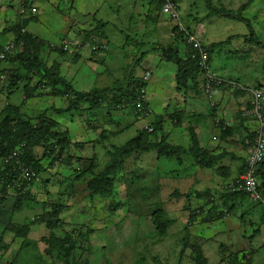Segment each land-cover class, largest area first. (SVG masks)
I'll return each mask as SVG.
<instances>
[{
    "label": "rangeland",
    "instance_id": "374dc122",
    "mask_svg": "<svg viewBox=\"0 0 264 264\" xmlns=\"http://www.w3.org/2000/svg\"><path fill=\"white\" fill-rule=\"evenodd\" d=\"M38 1L40 2V0ZM53 1L43 0V2L37 3L30 0L32 3L30 8L36 7L37 13L28 14L27 18L20 17V21L32 19L27 30L31 32L35 30L34 33L44 35L48 38L47 43L51 47L66 46L70 56H78L89 51L87 46H82V33L84 30L95 29L96 23L99 22L96 18V12H98L96 7L99 3H103V6H99L101 8L99 10L100 17H103V13L107 12L110 14L109 18L120 16L124 22V16L130 17L131 13H134L132 23L138 24L137 27L132 26L133 32L130 34L132 37L130 41H128L129 38L125 32H120L121 28L120 31L119 29L114 30L116 36L112 34L109 57L103 56L100 60L91 61V66L88 68L78 69V65L73 66L75 63L72 62L73 60L69 59L70 61L67 60L63 63L66 60V58H62L63 56L51 50L44 49L42 51V58L47 61L48 65L52 66L55 62H60L63 76L77 92L90 91L94 86L96 88L117 87L116 82L124 80L125 70L135 69L141 54L149 51V48L154 49L153 43L156 40L155 47L174 43L171 34L174 32L173 28L176 23L168 20L165 22L166 18L161 16V19H156L157 25H153L147 20V14L144 18L143 8L134 7V0H59L58 3ZM179 1V10L187 24L185 25L193 28V31L197 28L200 31H205L201 39L206 44H217L227 41L230 37L235 38L230 45L218 49L214 53L211 70L213 73H218V75L216 74L218 77L228 75L227 81H236L232 78L238 79L241 84L236 82L240 86L237 89L233 88L231 84L224 87L223 93L225 94L226 91L230 94L222 95L221 102L214 100V95L208 96L206 93L194 91L185 93L182 89L177 90L174 81L177 67L173 63L166 62L163 58L161 61L155 58L161 57V54L155 51L152 52L151 60L155 58L154 61L157 62L155 66L159 65V68L151 78H147L143 90L146 92L151 114H142L139 116V120H135L130 111L115 113L113 122L105 125L103 119L107 110L102 115H98V118L89 117L88 114L87 118H83V115H73L72 113L61 115L54 111L51 112L50 116L59 124V129L70 133V151L68 150L64 155V157L70 156V161L68 163L59 162L54 169H48L51 160L44 159L45 171L38 180H28V184L10 189L7 202L0 204V233L3 235V244H7V249L0 252V264H66L63 260V252L67 239H71L78 247L73 250L70 264H165L167 261L168 264H171L175 257V260L177 257L178 260L180 259L181 243L187 242L186 237L191 228L186 225L187 223L183 225L177 220L176 224H171L167 230L168 236L158 240V236L155 237L157 228L153 225L154 220L150 218V215L153 216L157 210L166 209L170 213L186 208L188 204L186 193L193 187V182L187 179L192 173V166L187 159L188 155L177 156L183 159L184 165H180L176 157L167 159L159 157L155 152L132 156L123 164L120 176L117 177L112 190L108 187L110 192L106 198L95 193L92 186H88L92 177L86 173L94 156L98 160L97 172L104 171L112 159V156L107 153L108 149L99 146L93 148L94 142L98 140L100 143L102 142L100 135L103 129L108 133L122 131V134H118V136L109 135V139L105 142L108 148L121 147L135 137L138 130L149 127L150 123L159 117L164 119V131L168 136V141L174 131L177 133L174 141L179 145L182 143L190 149L192 147V132L195 133L199 142L202 131H208L212 133V141L216 142L215 144L218 143V147L227 144L232 147L230 145L232 142L229 143L226 137H230L229 134L222 137L223 131L230 128H228L230 126L228 121L231 120L228 114L231 111L229 109L230 102L240 98V95L243 96V93L250 97L252 88L264 85V50L246 42L244 38L250 35L249 23L264 43V0H254L253 4L244 12H240V10L250 0ZM12 3V0H0V5L3 7L12 5ZM19 3L22 4L23 0H20ZM146 7L155 8L150 4H147ZM214 10L221 14L212 16ZM232 12L236 15L240 13L249 22L232 19L228 16L232 15ZM107 17L105 21L109 22ZM7 18V14L1 17L0 30L3 29L4 20ZM142 18L144 19L142 20ZM163 21L170 27L168 32L167 25ZM63 28H65V32L62 33ZM134 33L137 35L139 33L140 37L143 34L148 36L145 37V42L135 43L134 39H137L138 36L133 37ZM160 35L163 37L158 38ZM203 42L202 44H204ZM98 43H101V39H98ZM131 43L132 45H130ZM92 56L95 58L96 55ZM0 66L2 69L13 67L12 64L4 62L0 63ZM137 70L142 72L140 69ZM78 73L80 74L77 75ZM144 74L145 72L142 76ZM201 80L199 84L203 87V79ZM47 90L46 96L34 98L35 100L28 103L25 109L29 115L32 116L34 113L27 108L41 112L50 107L55 109L67 107L68 99L51 96V88ZM5 95L0 90V110L8 102L19 104L24 99L21 88L15 91L9 100ZM226 102L228 103L227 107L224 106ZM233 108L235 114L232 113V117L237 124L241 121L238 114L241 108L240 105L235 104ZM178 111L182 112L178 115ZM208 111L214 114L211 120L206 116ZM175 114L178 116L175 117ZM172 117L175 118L171 119ZM81 118L91 124L86 127ZM133 123L134 125L130 129H125ZM95 127L97 130H94ZM230 138L233 142L236 140V130ZM76 143H82L84 149L75 147ZM36 153L41 156L43 149H37ZM78 174H82L80 179H76ZM235 183L236 181L222 180L217 184L227 192L230 184L234 185ZM108 188L106 187L105 190L108 191ZM180 190L183 191V194L177 195ZM22 193L27 195V199L22 201L23 209L16 213L13 211V207L17 203V197ZM247 199H249L247 203L255 207L254 218L246 214L244 222L241 223V214H238L241 211L237 212L235 209L231 218L227 215L230 219L226 221V226L230 230L224 225L218 229L209 228L205 231H201L198 227L192 228V234L197 238L211 240L208 249L203 248L204 252L211 253L208 264H216L224 258L223 253L230 252V246L236 245L238 248L245 237V230H251L250 235H254L255 232L252 229L261 228L258 222H262L264 219V200L262 204H259L251 201L249 197ZM221 211H225V209L221 208ZM45 216L49 217L47 218L50 220L49 222L57 220L62 221V224L58 228L50 230L44 226V223H47L44 221ZM164 216V214L163 217L161 216L162 220H164ZM11 217L13 219L10 221ZM179 218L180 220L184 219L181 214H179ZM8 223L17 225V227L30 225V228H26L24 232L3 233L1 224ZM236 226L239 228L235 229ZM182 229L185 231H179ZM15 234L20 238H17ZM251 241L252 246L257 250L254 252L256 264H264V248L261 245L257 246V241L254 239ZM190 259V254H188L185 262L190 264Z\"/></svg>",
    "mask_w": 264,
    "mask_h": 264
},
{
    "label": "trees",
    "instance_id": "16d2710c",
    "mask_svg": "<svg viewBox=\"0 0 264 264\" xmlns=\"http://www.w3.org/2000/svg\"><path fill=\"white\" fill-rule=\"evenodd\" d=\"M136 1L147 2L148 4L155 6L154 10L151 11L153 13H150L148 16L150 19H161V16L165 18L162 13L161 4L155 3L153 0ZM253 2L254 0H250L248 4L241 8L240 12L246 11L249 6L253 4ZM29 6L30 1L26 0L25 9ZM219 14H221L219 11L214 10L212 16ZM228 16L234 20L245 23L249 22L244 19L240 13L239 15H236L232 12V15ZM30 20L32 19H23L19 22L17 27L13 29L15 34L14 49L10 53H6L3 59H0V63L4 62L13 65L10 69L0 71V90L2 91V94L4 92L8 100L19 88L23 90L24 94V99L21 103L13 104L8 102L5 107L0 110V160L8 159L14 156L15 153L19 154L20 152L19 156L12 158L8 165L0 167V204H5L7 202V197L10 196H8V194L11 188L14 189V187L19 186L20 178L25 169L33 171L36 177L39 178L45 171L43 165L44 159L51 160L49 166L47 167L48 169H54L56 164L59 162L68 163L70 161V156L64 157L66 152L68 150L70 151V133L69 131H61L59 129V124L50 117L51 111H55L61 115L63 113H73L74 115H83V118H87L88 114L89 117L98 118V115H102L107 110L105 118L103 119L106 125L113 122L115 113H123L124 111H126L125 113H128L127 111H130L132 113H129L134 116V119L139 120V116L145 112L144 109L149 108V103L144 98L145 95L143 93L146 83L143 84L142 78L135 75L134 69L125 70L126 73L124 74V80L122 79L123 81H117V87L103 86L102 88H96L94 86L90 91L77 92L73 88L72 84L63 76L60 64L55 62L52 66L48 65L47 61H45L41 55L44 49L51 50L63 57L69 55V53L64 50L63 46L60 48L51 47L47 42L28 34L26 32V26ZM165 20L167 21V19ZM106 26V23L99 21L96 23L95 29L91 31H83L82 46H87V49L90 51V55H102L105 51V46L103 45L102 48V42L98 43V39H103L105 37L104 30ZM248 26L250 28V35L244 37L245 41L250 42L252 45L264 50V43L259 39L256 31L249 23ZM187 29L191 34H193V28L187 26ZM173 30L178 33V28L176 26H174ZM174 40L173 44H169L168 46H156L154 50L159 52L161 54V58H163L166 62L173 63L177 67L175 76L177 90L182 89L185 93L188 91H194L197 93L204 92V87H201L199 82L201 83V79H203V83L205 84V79L203 78L205 71L201 69L198 59L193 58V55L198 52H195L192 48L193 46L187 44L183 40L182 35H179V37ZM232 40H235V38L230 37L227 41L219 42L217 44H202L204 50L209 53L210 66L212 65L214 53L217 52L218 49H222L230 45ZM95 47H98L99 50H93ZM3 50L4 46L0 44V55ZM140 58L143 60V56ZM90 60L93 61L94 58H90ZM138 62L139 60L137 63ZM37 69L39 70L36 71ZM259 86L257 88H260ZM49 88H51V94L55 97H68L67 107L65 109H55L52 107L42 111L41 113H37L35 117L28 116L25 108L27 107L29 101L46 94L43 93L44 91L42 89ZM181 112L182 111H178V115ZM242 114L243 113L239 114L241 117L240 124L245 123V119L242 117ZM178 115L175 114L174 116L176 117ZM175 117H172L171 119H174ZM83 118L81 119L84 121ZM84 124L88 127L91 123L89 121H84ZM163 124L164 119L159 117L150 123L149 128H151L152 131H149L148 127L138 130L136 136L131 138L125 145L111 148H108L105 145V142L109 139V135L118 136V134H122V131L108 133L103 129L100 135L102 142L100 143L99 140L94 142L93 148H98L99 146L104 149H108L107 153L112 156V159L106 169L101 172H97V157L94 156L93 160L91 159L92 162L86 170V173L92 177V180L88 182V186H92L94 188V192L100 196L104 198L108 197L110 192L108 187L112 190L117 177L120 176L119 173L122 170L123 164L129 158L138 154L155 152L159 157L167 159L176 157L180 165L184 164L183 159L181 157L178 158L177 156L188 155L189 157H187V159L194 161L193 165L199 166L202 169H211L214 167L213 161H215L214 163L216 164V161L221 160V156L213 157L201 149L194 132H192L191 136L192 147L190 149H186L181 145H171L168 141V136L164 131ZM133 125L134 123L128 125L125 129H130ZM91 128L93 129L92 125ZM94 130H97V127H95ZM235 130L236 129L232 128H229V130L226 129L225 132L223 131L222 137H224V135L226 136V134H229V136L232 137ZM226 137L228 138V136ZM67 139H69V142H67ZM74 146L78 149H84V145L82 143H76ZM37 149H43L41 156L36 153ZM68 153L70 154L71 152ZM75 160L80 161L78 158H75ZM263 166L264 164H262V166L258 165L259 173ZM245 169L246 164L244 163L243 173L245 172ZM81 175L82 174H78L76 179H80ZM106 187L108 188V191L105 190ZM260 190H262V186L260 187ZM225 194L248 197L240 192H225ZM24 199H27V195L23 193L17 197V203H15L13 207L14 212L17 213L23 209L22 201ZM221 213H223V211ZM163 214L165 215L164 220L161 219ZM12 218L13 217L10 218V221ZM47 218L49 217L45 216L44 221H47L45 224L50 230H54L62 224V221L57 220L49 222L50 220ZM151 218L154 220L153 225L157 228L156 232L158 234V238L162 240L163 237L165 238L167 236V230L170 225L173 224V221L169 219L166 213L162 210L155 211ZM4 227V233H17L24 232L26 228L29 229L30 225L17 227V225L8 223L5 224ZM15 236L20 238L17 234H15ZM3 242V236H0V252L7 249V244H3ZM76 248L78 247L75 246V243L72 242L71 239H67L66 248L63 252V260L66 264H70L69 261H71V255L73 254V250ZM203 256L204 255L201 251H197L194 261L195 264L205 263ZM229 264H242L239 260L238 254L230 255ZM243 264L251 263L247 262Z\"/></svg>",
    "mask_w": 264,
    "mask_h": 264
},
{
    "label": "crops",
    "instance_id": "0c3cea01",
    "mask_svg": "<svg viewBox=\"0 0 264 264\" xmlns=\"http://www.w3.org/2000/svg\"><path fill=\"white\" fill-rule=\"evenodd\" d=\"M32 1L33 2L36 1L37 3L39 2L38 0H32ZM12 2H13L12 5H8L6 7H3L2 5H0V15H2V16L6 15V14L8 15V18L4 20L5 25H4L3 29L0 30V43L3 46H5L7 44H14L15 34H14L13 29L16 28L20 22V17H21L20 10H19L20 0H12ZM41 2H43V0H40L39 3H41ZM53 2L58 3L59 0H54ZM147 4H148L147 2H141V1L137 2L136 0H134V7L135 8L137 6H139V7L144 9V11L142 12L144 14V18H145V15L147 14V20L149 22H151L153 25H155V24L157 25V21H156L157 18L156 19H150L148 17L150 13H153L151 11L154 10V8H151V7L147 8L146 7ZM177 4H178V6H180V1L178 2V0H177ZM97 6L98 7H96V10L98 12H96V14H97L96 18L100 22L106 23L107 26L104 30V36L105 37L103 39H101L102 45L105 46V51L102 53V55H96L95 58L93 57L94 58L93 62H95L96 59L100 60L101 57L103 58V56L109 57V50L111 49L110 48L111 39H113L112 34H114V32L116 30L119 29V31H120V28H121L122 31H120V32L121 33L125 32L127 38H129L128 41H130L132 38L130 36V34H131V32H133L131 29H133V27L138 26L137 23L136 24L132 23L133 19H134V13L133 14L131 13L130 17H128V15L124 16V18H123L124 22H123L122 18L120 19V16L114 17L113 19L109 18L110 14H108L107 12H104L103 17H100L99 16V10L101 9L100 7L103 6V3H99V4H97ZM38 9L40 11L39 7H38ZM3 12H4V14H3ZM2 16H0V19ZM25 16L28 17V15H25ZM106 16H108L107 18L109 19V22L105 21ZM144 18H142V20ZM185 19H186V17H185ZM33 21H37V20H33ZM165 22H167V21L165 20ZM165 22L163 21V23L165 25H167V32H168L170 30V27ZM187 23H189V22H187ZM28 25H29V22H28ZM28 25L26 26V32L28 34H31L32 36L38 37L42 41H45V42L49 41L48 38H46L44 35H42L40 33H34V32H36L35 30H32V32L27 30L29 28ZM61 32L62 33L65 32V28H63V30H61ZM192 32L198 39H200L202 41L201 36H202V34L205 33V31H200L197 28V30H194V31L192 30ZM115 34H114V36H116ZM134 36H138L137 39H134V41H135V43H139V42H145V39H146L145 37H147L148 35L143 34L142 37H140L139 33H138V35L134 33L133 37ZM162 37L163 36L160 35L158 38H162ZM138 38L140 39V41H138L139 40ZM168 38H169V40H171V38L169 36H168ZM156 42H157V40H156ZM156 42H154V43H156ZM154 43H153V47L155 48ZM203 43L206 44L205 42H203ZM130 45H132V43ZM206 45H210V44H206ZM152 52H155V50L152 48H149V51L143 53V55L141 54V57L143 56V60H141V58H140L139 62L136 63L137 64L136 68H135L136 70L134 69V73L137 77H141L144 72L145 73L146 72L155 73L156 70L159 68V65L155 66V64L157 62H155L154 59L157 58L158 60L161 61L162 58L160 56H158V57L153 58V60H151ZM91 57H92V55H90V52L87 51V53L80 54L78 56L67 55V56H64L62 58H64V59L66 58V60L63 63L67 62V60L68 61L73 60L72 62H75L73 64V66L78 65L79 66L78 69H82V68H88L89 66H91L90 65V63H91L90 58ZM212 61H213V59H212ZM1 67L2 66H0V71H4L5 69H2ZM61 69H62V66H61ZM137 69H140L142 72L140 73L139 70H137ZM225 71H227V70H225ZM80 73H78L77 75H79ZM215 74L218 75V73H216V72H215ZM175 76H176V74H175ZM227 76L228 75H223L221 77L224 79H227ZM232 80L238 81V79H233V78H232ZM239 83H241V82H239ZM252 89H255V88H252ZM223 90H224V88H221V89H217L213 92L212 95H214V100H216L217 102H221L220 99H221L222 95L230 94V92L226 93V91L224 94ZM201 93L204 94V92H201ZM239 97L240 98H236V100H232L230 102L231 104L229 105V109L231 111L228 114H229L231 120L228 121L230 124V126H228V128L229 127L232 129L236 128V130H237V138L234 142L230 137L227 138L229 143L232 142V144L230 143V145L232 147H230L228 144L226 146L218 147V145H217L218 143L215 144L216 142L212 141V133L208 132V131H202V133H201L202 136L199 140V144H200L201 149L203 151H205L206 153H209L212 156H215V157L221 156V160L216 161V164L214 163L215 161H213L214 168H212V169H202V168H198L199 166L193 165L194 161H191L190 159H188L190 162V165L192 166V169H191L192 173L189 175V177L187 179H189L193 182V187L190 190H188L186 193V195H187L186 201L188 203L186 205V208L185 209H177L176 212L172 211L170 213L166 209L162 210L164 213H166L168 218L173 221V225H175L176 221L178 220V221L182 222L183 225L187 223L186 225L189 228H191L190 233L186 237L187 242L181 243L182 244V250L180 253V259L178 260V257H177V260H175L176 257L174 256L175 259H172L171 264H187L185 262V259L187 258L188 254H190V257H191V259H190L191 263L190 264H195L194 261H195L197 251H201L204 255L203 257L205 259V263H203V264L209 263V261H210L209 256L211 255V253L209 251L204 252L203 248L208 249L209 244H211V240L197 238L194 234H192V228L193 227H198L201 231H205L206 229H209V228L212 230L218 229L219 227L224 225L226 228H228L230 230V228L226 226V221L231 218V215L233 214V210H235V209L237 212L241 211L240 213H238V214H241V220H240L241 223L244 222V218H245L246 214H247V216H252L254 218L253 210L255 209V207H253V205H251V204L249 205V203H247L249 201V199H247V197L241 196V195H235V196L226 195L225 191L222 190L221 185L218 186V184H217V183L221 182L222 180H225L228 182H233V181L235 182L242 175V173H243L242 171L244 169L245 159H246L248 151H249V147L245 144L246 140H247V138L245 139V137L250 132V129H249L250 120L248 121V119H246L244 124H240V122H237V124H236V121L232 117V113L235 112V110L233 108L234 104L240 105L241 110L239 111V113L248 109L247 107H248V104L251 100V97L245 96V93L243 94V96L240 95ZM39 98H41V97H39ZM33 100H35V99H32L29 102H31ZM217 102H216V104H217ZM218 105H220V103H218ZM227 105H228L227 102L224 103L225 107H227ZM199 114L203 115L202 113H199ZM207 114L208 115H206V116H208L209 119L211 120V118H213L214 114L211 113V111H208ZM218 115H219V112H218ZM206 116H204V117H206ZM163 127H164V124H163ZM176 135H177V133L172 131L171 136L169 138V142L171 145H176V146L179 145V143H176L174 141V138ZM226 141H224V142H226ZM233 143H235L236 145H234ZM180 145L183 146L184 148L188 149V147H185L182 143ZM259 182H260V185H262L261 195H262L263 200H264V166H263L262 170H260V173H259ZM180 194H183V191L180 190V193L177 195H180ZM251 203H253V202H251ZM259 204H262V203H259ZM221 208L225 209V211L223 213H221L222 212ZM226 211H228V214L226 213ZM179 214H181V216L184 219L180 220ZM227 215L230 218H228ZM192 217H194V218H192ZM150 218H151V215H150ZM191 219H193V220H191ZM263 221H264V219H262V222H258L261 225V228L256 227V229H252V231L255 232V233L253 232L254 233V235L252 234L253 236L250 235L251 230L250 231H247V230L244 231L245 237L243 238V240L240 243L238 248H236V245H234V246H230L231 251L228 253H223L221 251L223 253V256L224 255L225 256H224V258L219 260L216 264H229L231 254H238L239 260L241 261L242 264L247 263V262H250L251 264H256L254 252L257 250H255L254 247L252 246L251 240L254 239V241H257L256 242L257 246L261 245L262 248H264V222ZM1 225L3 227V233H4L5 227L3 224H1ZM250 225H253V223H250ZM238 228H239V226L235 227V229H238ZM183 230L184 229L179 230V231H183ZM0 236H3L2 233H0ZM157 236H158V234L155 237H157ZM157 239L160 240L158 237H157ZM168 263L169 262L167 261L165 264H168Z\"/></svg>",
    "mask_w": 264,
    "mask_h": 264
},
{
    "label": "built area",
    "instance_id": "2783aa9c",
    "mask_svg": "<svg viewBox=\"0 0 264 264\" xmlns=\"http://www.w3.org/2000/svg\"><path fill=\"white\" fill-rule=\"evenodd\" d=\"M155 3H159L162 6V13L168 21H174L176 23L177 31H174L171 36L172 39H176L179 35L183 36V40L193 46V50L198 52L193 55V58L198 59L199 65L202 70L205 71L206 90L209 92L212 90L213 86L222 85V79H218L215 75L211 73L209 67V53L204 50V47L201 41L193 34L189 32L186 25L182 20L180 14L179 6L176 0H153ZM33 14L37 13L36 7L31 9ZM21 13L25 14L26 10L21 8ZM64 50H68L66 46H63ZM95 47L93 50L98 51L99 48ZM14 49L13 44H9L4 47L3 52L0 55V59L5 57L6 53H10ZM147 77L145 80H147ZM145 110V109H144ZM146 110L144 114H146ZM247 117L255 119L256 128L254 130V140L251 143L250 154L247 157L246 161V170L239 180L234 184L230 185L228 192H240L247 194L252 200L258 201L259 196V182L257 178L258 165L264 160V91L255 90L252 92L251 99V108L245 114ZM149 131H152L151 128H148ZM8 162V160H6Z\"/></svg>",
    "mask_w": 264,
    "mask_h": 264
},
{
    "label": "clouds",
    "instance_id": "9594fccd",
    "mask_svg": "<svg viewBox=\"0 0 264 264\" xmlns=\"http://www.w3.org/2000/svg\"><path fill=\"white\" fill-rule=\"evenodd\" d=\"M25 1L26 0H23V3L22 4H20V14H21V16L22 17H25V18H27L25 15H28V14H32V12H31V8H30V6L28 7V8H26L25 9ZM28 1H30V0H28ZM30 4H32L31 2H30ZM21 8H24L25 10H26V14L24 15V14H22L21 13ZM24 20H26V19H24ZM185 24V23H184ZM187 27V26H186ZM200 40V39H199ZM201 41V40H200ZM201 43H202V41H201ZM7 45H9V44H7ZM7 45H5V46H7ZM14 45V44H13ZM4 46V47H5ZM101 47L103 48V45L101 44ZM209 67H210V70H211V66L209 65ZM211 73L213 74V75H215L218 79H222V81H223V83H222V85H220V86H213V88H212V90L211 91H207L206 90V87H205V84L203 85V90H204V93H206L208 96H211L212 94H213V92L215 91V90H217V89H221V88H224V87H226L227 85H229V84H231V85H233V88H236L237 89V87L238 86H240L239 85V83H237L236 81H232V82H230V81H227L226 79H224V78H222V77H218L215 73H213L212 72V70H211ZM152 74L153 73H151V72H146L143 76H141L140 78H142V83L143 84H145L147 81L145 80V78L147 77V75H148V78L150 77L151 78V76H152ZM204 79H205V83H206V77H205V74H204V77H203ZM241 84V83H240ZM260 88H255V89H252V90H250V97H251V99H252V92L253 91H255V90H263L264 91V85H260L259 86ZM147 88V87H146ZM44 92L43 93H46V94H44V95H42V96H40L41 98L42 97H44V96H46L47 95V89H42ZM143 93H144V98L147 100V95H146V92L145 91H143ZM51 96H52V94H50ZM6 96V95H5ZM39 98V97H38ZM60 98H66V99H68V97H60ZM251 108V100H250V102H249V104H248V109H246V110H244V111H242L241 113H243L242 114V117L245 119V121H246V119H248V121L250 120V125H249V129H250V132L248 133V135L245 137V139L247 138V140H246V145L249 147V151H248V154H247V157H248V155L250 154V150H251V143H249V142H252L253 140H254V130H255V128H256V121H255V119H252V118H249V117H247L245 114H246V112ZM50 108H52V107H50ZM50 108H46V109H43V111H45V110H47V109H50ZM29 110H31L34 114L31 116V115H29L28 114V116H31V117H35V115L37 114V113H41V112H39V111H36V110H34V109H29ZM147 112H146V114H151L150 113V109L148 108V109H145ZM51 112H53V111H51ZM55 112V111H54ZM241 113H239V114H241ZM51 114V113H50ZM73 114V113H72ZM74 115V114H73ZM51 117V116H50ZM52 118V117H51ZM149 128V127H148ZM22 149V148H21ZM23 150V149H22ZM19 154H20V152H19ZM19 154L18 153H15L14 154V156H12V157H10V158H8V159H5V160H3V159H1L0 160V167L1 166H6V165H8L9 164V161H11V159L12 158H14V157H18L19 156ZM23 154V153H22ZM247 157H246V159H245V164H246V161H247ZM6 160H8V162H6ZM262 164H264V160L259 164V166L261 165L262 166ZM259 169V168H258ZM246 170V169H245ZM243 175V174H242ZM241 175V176H242ZM256 175H257V180H258V182H259V170L257 171V173H256ZM240 176V177H241ZM36 177V175H35V173L33 172V171H31V170H28V169H25L24 170V172H23V175L21 176V178H20V184H19V186L18 187H21V186H23V185H25V184H28V180H30V181H35V180H33V179H36V180H38L39 178H35ZM239 177V178H240ZM24 178H26V179H24ZM239 178H238V180H239ZM237 180V181H238ZM236 181V182H237ZM231 185V184H230ZM262 185H260V182H259V188H258V191H259V196H260V199L258 200V201H254V200H252L247 194H244V195H247L249 198H250V200L251 201H253V202H256V203H262L263 202V197H262V195H261V190H260V187H261ZM228 192V191H227ZM243 194V193H242ZM224 212V211H223ZM226 213L228 214V211H226ZM44 226L46 227V224L44 223Z\"/></svg>",
    "mask_w": 264,
    "mask_h": 264
}]
</instances>
